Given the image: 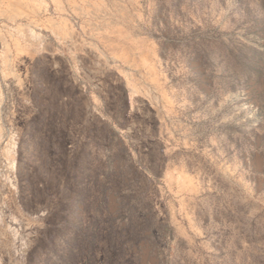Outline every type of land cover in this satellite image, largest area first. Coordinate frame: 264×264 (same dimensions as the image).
Segmentation results:
<instances>
[{"label": "rangeland", "instance_id": "obj_1", "mask_svg": "<svg viewBox=\"0 0 264 264\" xmlns=\"http://www.w3.org/2000/svg\"><path fill=\"white\" fill-rule=\"evenodd\" d=\"M0 264H264V0H0Z\"/></svg>", "mask_w": 264, "mask_h": 264}]
</instances>
